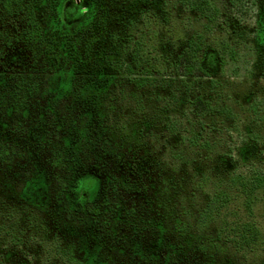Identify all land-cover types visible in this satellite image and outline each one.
<instances>
[{"label": "trees", "instance_id": "16d2710c", "mask_svg": "<svg viewBox=\"0 0 264 264\" xmlns=\"http://www.w3.org/2000/svg\"><path fill=\"white\" fill-rule=\"evenodd\" d=\"M151 1L0 0V233L11 250L26 252L39 229L49 230L62 264H226L237 243L241 264H250L264 250L253 218L264 184L234 176L228 147L227 170L214 166L219 143L205 121L222 106L213 90L192 94L185 84L179 97L192 116L183 131L170 117L162 132L147 122L107 129L114 98L133 103V113L147 100L145 79L121 75L120 62L131 69L149 54L143 29L149 47L171 32L163 0ZM149 96L176 97L164 82ZM232 201L238 208L227 213ZM241 210L253 220L233 229ZM125 224L138 239L124 234Z\"/></svg>", "mask_w": 264, "mask_h": 264}, {"label": "rangeland", "instance_id": "374dc122", "mask_svg": "<svg viewBox=\"0 0 264 264\" xmlns=\"http://www.w3.org/2000/svg\"><path fill=\"white\" fill-rule=\"evenodd\" d=\"M142 3L151 5L153 2L142 0ZM162 6L164 23L171 32L164 36L165 33L160 31L156 43L149 47L146 45L148 29H143L146 35L143 34L145 37L142 43L149 54L133 62L131 69L125 67L124 62H120L121 75L130 77L131 73V77L145 79L144 93L147 100L133 113L132 110L135 108L133 103L121 97L114 98L113 103L117 112L116 115H112L113 121L109 122L107 129L113 130L121 125L131 130L139 129L140 125L147 122L153 123L154 127L162 132L163 123L170 117L172 121L178 119L183 131L184 123L192 116L185 112V105L182 104L185 93L179 97L181 91L186 88L185 84L189 83L191 90L189 89L188 93L192 94L197 90L211 95L210 91L213 90L214 102L219 103L222 108L219 113L211 112L205 123L207 130L211 131V135L218 139L219 143L216 155H220L217 165L214 164L215 169L227 170L222 155L228 147L234 150L233 155L237 163L234 176H240L248 181L254 179L257 183L264 184V0H163ZM144 9L140 6L141 12ZM161 33L164 40L160 37ZM191 41L195 44L200 43L202 50L199 51L198 47L191 45ZM199 57L204 68L198 67ZM174 61H177L175 65ZM163 82L168 92L176 95L168 102L157 101L149 96ZM211 126L214 130L210 129ZM196 129L200 131V126ZM135 135L128 133L129 141L138 145L139 143L133 140ZM251 139L256 140L261 148L245 143ZM98 192L96 190L94 193L96 198ZM260 199L255 210L256 216L253 218L264 231L262 211L264 204ZM236 208L237 202L232 201L227 213H232ZM249 219L253 220L241 210L236 216H232L230 221L234 229L237 223L248 222ZM9 222L12 223V220ZM20 227L21 224H18L17 229ZM212 228L213 226L209 230ZM47 231L39 229L37 241L29 243L25 248L26 252L11 250V245L7 241L8 235L4 238L0 233V264H24L26 261H30L31 264H62L63 258L51 252L55 240L50 238ZM123 232L129 237H134L135 228L125 224ZM237 232L239 231L232 232L230 239L238 240L235 236ZM143 237L144 244L152 240L149 229ZM174 237L176 236H172ZM236 245L240 250L231 255L227 260L228 264H241L240 256L245 255L242 243ZM85 247L94 254V257L99 255L96 247L89 244ZM18 248L21 249L23 246ZM170 250L166 238L162 251L166 255ZM96 260L95 258L89 264H98L99 261ZM249 263L264 264V250L259 251L256 258Z\"/></svg>", "mask_w": 264, "mask_h": 264}]
</instances>
